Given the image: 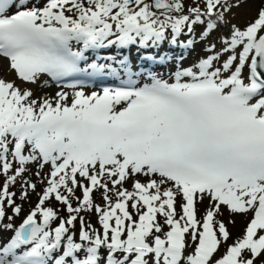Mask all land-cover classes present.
<instances>
[{"label": "snow or ice", "instance_id": "1", "mask_svg": "<svg viewBox=\"0 0 264 264\" xmlns=\"http://www.w3.org/2000/svg\"><path fill=\"white\" fill-rule=\"evenodd\" d=\"M244 2L0 0V57L20 81L36 83L45 73L55 80L75 73L127 77L91 92L69 84L78 90L38 99L0 78V227L14 233L0 244V264H256L264 256V6L244 27L229 24ZM197 25L199 40L221 25L229 32L218 37V51L207 44L210 54L191 67L176 57L171 83L150 74L151 83L138 85L126 57L81 68L83 51L72 50V42L121 50L167 40L187 52L199 42ZM33 163L39 192L25 176ZM17 183L20 200L30 189L38 201L14 228L2 222L22 211L9 191ZM205 199L198 218L197 203ZM224 210L252 213L231 244L217 219ZM91 212L99 229L81 215Z\"/></svg>", "mask_w": 264, "mask_h": 264}, {"label": "bare ground", "instance_id": "2", "mask_svg": "<svg viewBox=\"0 0 264 264\" xmlns=\"http://www.w3.org/2000/svg\"><path fill=\"white\" fill-rule=\"evenodd\" d=\"M43 2H44V0H43ZM249 11H251V10H246L245 8H241V7L233 9L232 13L229 14V16H228L229 24H236L240 27L247 24L251 20V18L254 17V15L251 16V14H252L251 12L248 13ZM202 30H203V27H202ZM228 32H229V27L226 25H221L218 30L213 31L205 40H199L200 34H195L196 39L199 42L195 43L193 45V49L190 48L187 52L182 51L181 49L180 50L177 49L178 54H176V51L168 49L169 43L167 40H165L160 45L159 48H156V47L138 48L137 46L133 45L128 49L130 51V56L132 57V59H137V60H139V62L143 61V60H141V57L145 56V55L154 56L157 58L156 60L158 61V63L154 64L153 66H151L149 63L143 64L144 66L141 68L142 69L145 68V69L142 70V76L141 77H143L145 74H149L148 72L154 71L153 75H156L158 78H162V79L167 80L169 82L170 81V79H169L170 72H173L175 70L176 58L174 59V57L183 56V59L181 60V66L182 67H191L193 64L197 63L199 61V59L205 58L207 55L210 54V53L205 52V50H204L205 46L207 44L215 43L216 49L218 51L221 47L219 40H218V37L220 35L227 34ZM182 37L183 36L180 37V40L183 39ZM185 39H187V38H185ZM74 43L75 42H72V44H74ZM76 43H77V46L75 48H73V51H81L82 50L83 54H86L89 59H94L95 56L97 54H99V52H97L96 49H85L82 42H76ZM103 50H108V53H110L112 56L117 57L118 54L121 51H123L124 49L118 50L115 47H111V48H103ZM165 54L167 56L171 57L172 59L167 61V62L160 61L159 57H161L162 55H165ZM229 54L230 53H226L223 57H221V62L223 61V59H226L227 55H229ZM2 61L4 63L0 62V78L5 79L6 81L14 82L15 85L18 86L19 88H21L22 90L32 91L34 99H38L41 97L51 98L55 95V93L57 91H60V90H57V89H54L52 87L47 86L46 80L44 79L45 78L44 76H40V78L37 80L36 83L22 82L21 84H19L18 80L16 79L17 77H16L15 73L13 71H10L8 68V61L5 59H3ZM99 63H104V62H99ZM66 91H70V90H66ZM88 92H91V91H88ZM37 170H38V168H37ZM37 170H35V171H37ZM40 171H41V175L43 176L45 173H47L48 166H45L44 169H42ZM26 174L27 175L29 174V176H32L34 180L40 181L39 177H36L33 174L30 175V171L27 172ZM136 179H139L143 182V181H146L147 177L137 176ZM129 184H130V180L124 186L126 188H128L129 190H131V187H129ZM39 185H42V184L40 183ZM38 191H40L39 188H38ZM46 203H49V202H46ZM201 205H205L207 207L208 200L205 199L202 202H198L197 203L198 209H200L199 207ZM101 206H103V204ZM223 215L224 216L227 215V219L230 218L229 216H232L233 222H234L233 224H236L237 226H239L241 222L243 224L245 221V220L242 221L241 217H235L236 214H231L226 210H224ZM1 237H3V236H1Z\"/></svg>", "mask_w": 264, "mask_h": 264}, {"label": "rangeland", "instance_id": "3", "mask_svg": "<svg viewBox=\"0 0 264 264\" xmlns=\"http://www.w3.org/2000/svg\"><path fill=\"white\" fill-rule=\"evenodd\" d=\"M41 1L42 0H38V4H36V5L37 6H42L43 3H41ZM33 3H34V1L31 2L29 4V6H31ZM190 3H191V0H185L186 6L188 4H190ZM261 6H264V0H245V2L241 5V8H245L246 10H251L248 13L251 12L252 13L251 16L252 15L255 16L257 9L260 8ZM252 18H254V17H252ZM245 25H243V26H245ZM202 27H203L202 25L195 26V34L197 32L200 33L202 31L201 30ZM168 47H169V45H168ZM175 58L176 57H174V59ZM0 62L4 63L2 60H0ZM16 79L18 80L19 84L22 83V81H20L18 78H16ZM68 93L70 94L71 92H68ZM27 167L30 169V175L33 174L35 172V170H37V168H36L37 165L34 164V163L33 164H29ZM25 176L26 177L28 176V178H30L34 183L37 184V190H36L37 192H39L38 191V188L41 191L43 185H39L40 184V181L34 180L32 176H29V174L27 175L25 173ZM3 179H4L3 176H0V185L3 184ZM129 187H131V180H130ZM9 191H12V192L17 193V196L15 198L16 199V203L19 204V205H21L22 211H21L20 215L16 216V215H13L12 214V212H11L10 209H8L7 210V214L8 215H13V220L12 221H8L7 218H5V220L2 223L3 224H6V223H9L10 222V223L13 224V227L15 228V227H17L20 224V222L21 223L23 222V219L26 217V215L29 213V211L34 207V205L38 201V196H37L36 192H32L29 189L28 190L29 191V198L27 200H23V201L20 200L19 199V193H20L21 189H20L19 183H17L15 186L10 187ZM77 194H79V192ZM93 195H94V201H95V203H97V204L99 203V204L102 205L103 204V201H102V199L100 197V193L99 192H94ZM48 202H49V203H47L48 206L54 207V209L59 210V215L60 216H64V217L67 216V213L63 210V206L60 205L59 202H56L55 200H50ZM73 204L75 206V202H73ZM179 204H180V199L177 198L176 206H177V212L178 213L180 212ZM199 208L200 209H198V206H197V209H198V218H200L199 216L204 212L206 206L205 205H201ZM81 215H83L85 217V220L87 222L91 223L93 225V227L99 229L100 226L97 223L96 214L94 212H91V213H81ZM229 217H230L229 219H227V215L226 216L222 215V216H218L217 217V219L222 220L225 223V226H226V228L228 229V231L230 233V239L227 241V244H231L237 238V237L235 238V235L237 233H238V236H242L243 230L247 226L245 223L247 222V220H250L251 215H250V212L247 213V214H236L235 217H241L242 221L245 220L244 223L242 224V222H241L239 226H237L236 224H233L234 222H233V217L232 216H229ZM159 219L162 222V218H159ZM56 223H58V221ZM53 227H55V223L53 224ZM78 229H79V221L76 222V227H75V230L74 231H76L78 233ZM165 230H167V226H165ZM10 233H12L11 230H6V229H3L2 227H0V242H2L4 239H6L9 236ZM1 236H3V237H1ZM227 244H222V249H224L225 247H227ZM259 261L260 262L261 261H264V256H262V258Z\"/></svg>", "mask_w": 264, "mask_h": 264}]
</instances>
